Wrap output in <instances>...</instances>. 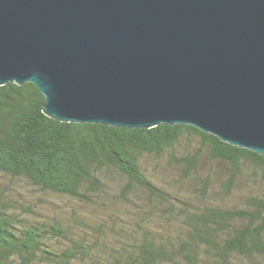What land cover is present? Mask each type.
Returning a JSON list of instances; mask_svg holds the SVG:
<instances>
[{"label": "trees", "instance_id": "obj_1", "mask_svg": "<svg viewBox=\"0 0 264 264\" xmlns=\"http://www.w3.org/2000/svg\"><path fill=\"white\" fill-rule=\"evenodd\" d=\"M45 103L33 83L0 86V172L101 223L76 221L74 236L72 223L17 213L0 190V264H264V155L190 125L61 122Z\"/></svg>", "mask_w": 264, "mask_h": 264}, {"label": "water", "instance_id": "obj_2", "mask_svg": "<svg viewBox=\"0 0 264 264\" xmlns=\"http://www.w3.org/2000/svg\"><path fill=\"white\" fill-rule=\"evenodd\" d=\"M66 123L190 125L264 155V0H0V86Z\"/></svg>", "mask_w": 264, "mask_h": 264}, {"label": "rangeland", "instance_id": "obj_3", "mask_svg": "<svg viewBox=\"0 0 264 264\" xmlns=\"http://www.w3.org/2000/svg\"><path fill=\"white\" fill-rule=\"evenodd\" d=\"M191 145H195V143L192 142ZM203 160V168L210 169L214 167L212 163H209L207 158ZM161 176L166 179H171L172 182L182 184L180 172L175 168H165ZM0 190L6 195V199H8L12 205L18 207L20 203L24 205V210L20 207L18 210H15L17 213L23 216H31L40 222H51L52 219H57L62 224L67 225V223H72L75 225L73 227L74 236H79L81 234V229L77 231L80 225L77 224L76 221L80 224L84 223L91 226H96L101 223V219L99 220L96 218L89 209L83 208L72 199L44 192L25 179L15 178L0 172ZM12 200L18 201L19 204L14 201L11 202ZM76 211L78 215H76ZM88 215L90 218L87 220L85 218H87ZM106 221V224H111L108 218ZM91 226H89V228H91Z\"/></svg>", "mask_w": 264, "mask_h": 264}]
</instances>
